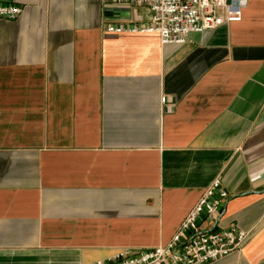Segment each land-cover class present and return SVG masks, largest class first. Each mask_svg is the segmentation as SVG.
Masks as SVG:
<instances>
[{"label": "crops", "instance_id": "0c3cea01", "mask_svg": "<svg viewBox=\"0 0 264 264\" xmlns=\"http://www.w3.org/2000/svg\"><path fill=\"white\" fill-rule=\"evenodd\" d=\"M0 4L23 8L0 20V264L166 245L217 179L216 228L247 238L209 264H264V0L184 46L106 32L146 7Z\"/></svg>", "mask_w": 264, "mask_h": 264}, {"label": "built area", "instance_id": "2783aa9c", "mask_svg": "<svg viewBox=\"0 0 264 264\" xmlns=\"http://www.w3.org/2000/svg\"><path fill=\"white\" fill-rule=\"evenodd\" d=\"M108 3L146 7L147 24L109 26L114 35L155 34L162 46H184L193 34H204L222 26L241 22L249 0H105ZM23 13L17 5L0 4V20L13 21ZM162 103L166 102L162 98ZM229 195L219 179L208 187L189 211L180 227L163 246L119 251L110 261L95 264H209L240 249L247 234L236 226L218 229ZM214 225L203 230L202 225Z\"/></svg>", "mask_w": 264, "mask_h": 264}]
</instances>
